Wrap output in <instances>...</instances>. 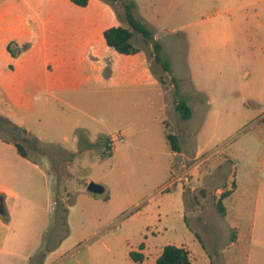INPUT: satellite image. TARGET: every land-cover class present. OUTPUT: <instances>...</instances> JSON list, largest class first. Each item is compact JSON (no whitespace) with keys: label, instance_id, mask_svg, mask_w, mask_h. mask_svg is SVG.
Wrapping results in <instances>:
<instances>
[{"label":"rangeland","instance_id":"374dc122","mask_svg":"<svg viewBox=\"0 0 264 264\" xmlns=\"http://www.w3.org/2000/svg\"><path fill=\"white\" fill-rule=\"evenodd\" d=\"M124 1L169 71L138 33L136 54L105 46ZM263 110L264 0H0V135L50 174L44 264H154L168 244L193 264H264Z\"/></svg>","mask_w":264,"mask_h":264},{"label":"crops","instance_id":"0c3cea01","mask_svg":"<svg viewBox=\"0 0 264 264\" xmlns=\"http://www.w3.org/2000/svg\"><path fill=\"white\" fill-rule=\"evenodd\" d=\"M28 33V39L26 34L17 35L15 39L20 45L27 47L28 44L34 43L35 34ZM260 115L261 121L264 122V110ZM14 143L19 142L0 137V264H31L32 259L37 255L34 264L40 263V260H43L44 264L45 260L58 250L54 246L55 248L43 254L40 252L53 205V195L49 184L51 178L42 164L31 159L28 153L27 157H22ZM261 168L264 181V152ZM232 182L235 186L231 189L228 198L238 188L235 179ZM145 251L144 246L143 249L138 250V253L144 254Z\"/></svg>","mask_w":264,"mask_h":264},{"label":"trees","instance_id":"16d2710c","mask_svg":"<svg viewBox=\"0 0 264 264\" xmlns=\"http://www.w3.org/2000/svg\"><path fill=\"white\" fill-rule=\"evenodd\" d=\"M70 1L73 4L80 7L87 6L89 2V0H70ZM124 8H125V19L128 24V27L121 25H112L104 29L102 32V36L105 45L119 54H124V55L136 54L139 51V49L130 42V39L132 38L134 33H138L141 36H143V38L152 46L154 59L162 63V67L165 72L169 71L168 61L163 59L161 55V50H162L161 44L157 39H155L153 32L147 27V25L134 15L133 13L134 4L132 2L124 1ZM7 48L10 50L11 45L8 46ZM176 95H178L177 91H176ZM175 110L178 112L180 118L183 120L189 119L192 115V110L188 106V104L179 98H177L175 101ZM165 137L171 149L174 152H177L179 150V146L175 135L172 133H167ZM14 144L17 148L18 153L22 157H27V152L24 150L22 145L19 143H14ZM109 149L110 148L107 145L106 151H108ZM232 186L234 188L235 186L234 182H232ZM230 193H231V189L223 191L220 194L219 199L217 200L216 203V208L218 209L219 213L223 216L226 214V210L225 207L222 205L221 201L222 199L228 197ZM143 247L144 244H140V249H143ZM46 251L43 249L40 250L42 254L45 253ZM129 256L136 262L143 260V255L141 253L131 251L129 253ZM154 264H193V263L189 255V251L186 248L182 246L168 244L161 249Z\"/></svg>","mask_w":264,"mask_h":264},{"label":"water","instance_id":"95a60500","mask_svg":"<svg viewBox=\"0 0 264 264\" xmlns=\"http://www.w3.org/2000/svg\"><path fill=\"white\" fill-rule=\"evenodd\" d=\"M86 189H87L89 192L93 193V194H101V193L104 191V189H103V187H102L101 185L96 184V183H94V182H90V183L87 185Z\"/></svg>","mask_w":264,"mask_h":264},{"label":"built area","instance_id":"2783aa9c","mask_svg":"<svg viewBox=\"0 0 264 264\" xmlns=\"http://www.w3.org/2000/svg\"><path fill=\"white\" fill-rule=\"evenodd\" d=\"M123 141H124V139H123L122 137H119V138H117V139H115V140L110 139V141L108 142V145H109V146H113V144H114L115 142L122 143Z\"/></svg>","mask_w":264,"mask_h":264}]
</instances>
